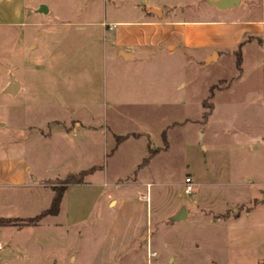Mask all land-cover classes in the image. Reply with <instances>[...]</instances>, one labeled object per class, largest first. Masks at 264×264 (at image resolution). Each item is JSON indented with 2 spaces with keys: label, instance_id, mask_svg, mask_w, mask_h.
<instances>
[{
  "label": "rangeland",
  "instance_id": "374dc122",
  "mask_svg": "<svg viewBox=\"0 0 264 264\" xmlns=\"http://www.w3.org/2000/svg\"><path fill=\"white\" fill-rule=\"evenodd\" d=\"M47 1L60 18L50 17L37 30L59 36L30 35L29 41L37 47L25 44L23 53L11 60L12 71L5 68L11 39L0 36V84L9 80L8 72L21 83L15 96L0 93V159L19 156L29 167L26 185H0V219L14 220L0 224V264H264V203H260L264 170L258 160L250 167L259 187L253 182L237 186L211 180L213 185L200 184L187 195L183 182L192 169L197 171L195 179L190 176L194 186L195 181L210 180L206 177L209 156L198 144L196 133L197 121L206 120L200 116L201 105L190 101L192 120L181 128L170 126L181 119L179 111L165 105L124 102L121 113L108 108L109 80L138 77V59L129 69L123 68L121 60L109 68L110 51L101 43L102 28H113L124 13L110 6L93 9L83 0L69 4ZM145 1L142 7L146 10L156 3L193 20L217 12L207 0ZM106 8L110 10L104 17ZM233 10L224 14L233 17L238 12ZM61 33L65 36L60 37ZM149 52L153 65L147 75L183 78L191 97L209 82L218 86L224 83L220 79L239 74L234 57L206 65L197 60L195 51ZM247 79L243 75L234 82L233 95L244 93ZM129 96L127 91L119 95L123 100ZM222 112L205 130L221 133L229 119L241 135L261 131L258 124L245 123L242 108L229 118L219 116ZM73 125L76 132L66 135ZM50 132L51 138L44 136ZM132 132L149 135L129 139L110 157L117 147L116 136ZM163 132L169 149L148 163L164 144ZM146 157L148 164H142ZM93 167L95 171L83 183L68 186L58 214L44 216L36 224H20L50 207L53 189L67 175ZM140 168L147 172V179L133 182ZM183 204L188 217L171 222Z\"/></svg>",
  "mask_w": 264,
  "mask_h": 264
},
{
  "label": "crops",
  "instance_id": "0c3cea01",
  "mask_svg": "<svg viewBox=\"0 0 264 264\" xmlns=\"http://www.w3.org/2000/svg\"><path fill=\"white\" fill-rule=\"evenodd\" d=\"M51 1L53 4L58 3L57 0ZM77 1L81 2L82 0H65L67 4ZM83 1L89 2L88 4L93 6V9L96 5L110 6L112 10L124 13L121 18L113 22V28L101 22L102 27L107 26L106 30L102 28L100 37L102 38L101 43L105 42L106 49L108 52L110 51L109 57L112 63L109 68L121 60L123 68L129 69L133 65L134 59L139 60L137 63L138 77H118L109 80V93L111 94L107 99L106 106L117 109V112L121 113L119 107L124 102L129 104L136 102L139 105H165L179 111L181 119L172 121L170 126L181 128L183 125H187L189 120H192L189 116L190 101L194 100L201 105L200 116L202 117L206 112L202 102L208 99V102L212 104L211 111L204 122L197 121L196 133L199 136L198 144L203 145L202 149L209 156L208 165L210 166L206 168V177L210 180L205 178L206 181L204 182L195 181V191L199 189L200 184L204 183L210 186L216 181L219 182V185L233 183L237 186L253 182L254 186L259 187L260 183H254L253 181V172L250 166L256 165L253 162H255L254 159H257V165L264 170V0H240L239 4L225 9L211 4L213 0H207L210 5L216 7L217 12L213 16L208 15V17L199 20L181 18L178 14L179 11H173L172 8L164 9L156 3L151 5L150 10H146L142 7L146 6L145 0ZM243 4L245 6H242ZM52 6L47 0H0V36L11 39L9 40L10 46L6 48L8 54L5 60L6 69L12 71L11 60L15 54L20 55L23 53L25 44L28 48L29 46L32 49L37 47L29 41L30 35L37 34L43 37L56 33L55 37L59 36L58 32L48 31L45 34L37 30L38 26L46 25L50 21V17L57 20L60 18L58 11L55 8L53 9ZM233 9L238 11L237 13L229 12V15L235 13L233 17L224 14L225 11ZM109 10L105 9L104 17ZM181 12V14H184L183 11ZM220 13H223L222 17L218 16ZM108 34L111 35L107 36ZM62 36H65V34L62 35L61 33L60 37ZM259 39L262 40L261 45L258 43ZM240 44H242L241 68L238 69L235 64L236 71L239 74L230 79H220L219 82L224 83L218 86L213 82H209L193 97L190 96L188 89L186 90L188 81L183 78L173 79L147 75L153 65L150 62L152 53L149 50H155L156 52L166 50L169 54L181 49L188 52V54L190 51H195L198 53L197 60L205 61V64L208 65L217 63L225 57L230 59L234 57L235 62L234 51ZM252 44H255L257 48H248ZM246 59L248 60V69L245 67ZM5 73L7 77V72ZM11 73L8 72L7 78L10 75L14 76ZM243 75L248 77L247 88L244 93L235 96L232 92L234 82L238 81L240 76ZM17 83L18 87L15 93L5 92L9 84V80L6 79L0 84V93L15 96L21 89V83L19 81ZM254 85L257 87H254ZM211 87H214L212 93ZM122 91L130 93L129 99L123 100L119 97ZM53 106L55 107V105ZM240 108L245 111V123L258 124L261 126V131L241 135L238 129L233 125H229V119L222 127V134L219 130H212L213 132L205 130L206 125L218 121L219 111H223L219 116L229 118L233 116L236 109ZM186 131L189 132L190 129L187 128ZM75 132L76 129L73 125L65 133L68 135ZM133 133H138L140 136L131 135ZM125 135L128 137L114 148L109 155L110 157L129 139L139 140L149 134L132 132ZM44 136L51 138L52 134L50 132ZM162 136L164 144L158 147L160 150L157 153L149 157L148 163L157 154L169 149V141H167L164 132ZM223 137L229 138L226 141ZM205 139H208L209 142L204 143ZM250 158H253L252 162L249 160ZM28 170L27 162L22 157L0 159V185H26L25 174ZM196 172L195 169H192V171H189V176L195 179ZM146 175L147 172L144 169H138L133 182L137 179L145 181L147 179ZM33 180H36V177ZM211 180H214V183ZM146 184L150 183L146 182ZM40 185L45 187L43 183Z\"/></svg>",
  "mask_w": 264,
  "mask_h": 264
},
{
  "label": "trees",
  "instance_id": "16d2710c",
  "mask_svg": "<svg viewBox=\"0 0 264 264\" xmlns=\"http://www.w3.org/2000/svg\"><path fill=\"white\" fill-rule=\"evenodd\" d=\"M259 42L262 43V40L259 39ZM241 45L242 44H240L238 46V48L234 51L235 64H236V67L238 69L241 68V64H242ZM213 88L214 87H211V93H212ZM202 104H203L204 108L206 109V112L204 113L203 118L206 119L209 112L211 111L212 104L208 102V99L203 100ZM126 138H127V135L116 136V138H115L116 145H118L120 142H122ZM152 152L150 151V153H152ZM147 161H148V157L143 159L142 164L147 163ZM93 171H95L94 167L90 168L88 170H82V171L78 172L77 174L67 175L64 179H62L61 186L59 188L53 189L54 195H53L50 207L47 208L46 210H43L40 214L36 215L35 217L27 220L26 222L24 221L20 224L21 225L36 224L44 216L58 214L60 204H61V200H62L63 195H64L65 191L67 190L68 186L72 185V184L83 183L84 177ZM13 221L14 220L1 218L0 224L12 223Z\"/></svg>",
  "mask_w": 264,
  "mask_h": 264
},
{
  "label": "water",
  "instance_id": "95a60500",
  "mask_svg": "<svg viewBox=\"0 0 264 264\" xmlns=\"http://www.w3.org/2000/svg\"><path fill=\"white\" fill-rule=\"evenodd\" d=\"M239 1L240 0H213V1H211V4L215 5L218 8L225 9V8H229V7H232L234 5L239 4ZM17 87H18V83H17L16 79L14 78V76L10 75L9 76V84H8V87L6 88L5 92L13 94L16 92ZM261 202H264V191H262ZM186 218H187V208H186V205L183 204L179 207L177 212L170 217V221L171 222L183 221Z\"/></svg>",
  "mask_w": 264,
  "mask_h": 264
},
{
  "label": "built area",
  "instance_id": "2783aa9c",
  "mask_svg": "<svg viewBox=\"0 0 264 264\" xmlns=\"http://www.w3.org/2000/svg\"><path fill=\"white\" fill-rule=\"evenodd\" d=\"M183 190L187 195H190L195 191V186H194V183L192 182V179L190 176L185 177ZM2 248H3V245L0 242V249H2Z\"/></svg>",
  "mask_w": 264,
  "mask_h": 264
}]
</instances>
